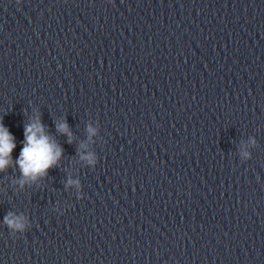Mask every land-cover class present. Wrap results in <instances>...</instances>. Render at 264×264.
<instances>
[{"label": "water", "instance_id": "95a60500", "mask_svg": "<svg viewBox=\"0 0 264 264\" xmlns=\"http://www.w3.org/2000/svg\"><path fill=\"white\" fill-rule=\"evenodd\" d=\"M0 121V264H264V0H0Z\"/></svg>", "mask_w": 264, "mask_h": 264}, {"label": "clouds", "instance_id": "9594fccd", "mask_svg": "<svg viewBox=\"0 0 264 264\" xmlns=\"http://www.w3.org/2000/svg\"><path fill=\"white\" fill-rule=\"evenodd\" d=\"M20 0H17L19 3ZM57 130L66 133L71 142L72 133L69 131L66 122L57 123ZM91 135L95 134V129L91 126L87 129ZM81 147H84L82 145ZM16 148L15 137L0 121V172H3L12 164V152ZM247 155V153H245ZM62 156V148L57 145L53 139L45 133L44 125L39 117L33 118L32 122L24 127L23 147L20 150L16 164H18L23 179L20 180L21 186L26 180L35 181L39 177H44L53 166H56ZM81 160L87 161L89 165H95L96 157L92 153L80 156ZM69 184L77 181H68ZM23 216H15L9 212L4 217V223L11 229L23 230Z\"/></svg>", "mask_w": 264, "mask_h": 264}]
</instances>
